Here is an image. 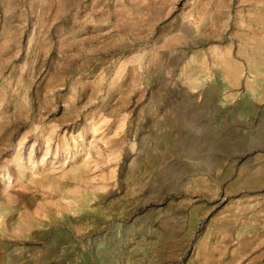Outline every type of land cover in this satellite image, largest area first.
<instances>
[{"label": "rangeland", "instance_id": "374dc122", "mask_svg": "<svg viewBox=\"0 0 264 264\" xmlns=\"http://www.w3.org/2000/svg\"><path fill=\"white\" fill-rule=\"evenodd\" d=\"M0 264H264V0H0Z\"/></svg>", "mask_w": 264, "mask_h": 264}, {"label": "bare ground", "instance_id": "6f19581e", "mask_svg": "<svg viewBox=\"0 0 264 264\" xmlns=\"http://www.w3.org/2000/svg\"><path fill=\"white\" fill-rule=\"evenodd\" d=\"M226 69H227V68H226ZM227 70H228V69H227ZM227 70H226V71H227ZM236 75H237V74H236ZM234 81H235V80H234Z\"/></svg>", "mask_w": 264, "mask_h": 264}]
</instances>
